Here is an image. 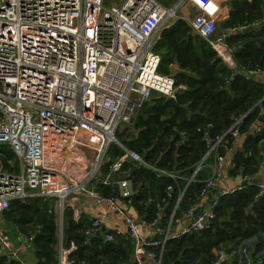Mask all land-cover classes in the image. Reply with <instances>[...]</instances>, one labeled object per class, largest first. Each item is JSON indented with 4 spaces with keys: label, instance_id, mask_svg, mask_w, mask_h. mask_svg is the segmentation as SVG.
Here are the masks:
<instances>
[{
    "label": "built area",
    "instance_id": "2783aa9c",
    "mask_svg": "<svg viewBox=\"0 0 264 264\" xmlns=\"http://www.w3.org/2000/svg\"><path fill=\"white\" fill-rule=\"evenodd\" d=\"M223 2L179 0L167 8L158 0H0V216L15 201L38 199L54 202L62 212L70 210L79 223L87 201L105 211L89 220L84 245L95 237L105 243L128 240L133 264H162L168 242L203 233L218 222L223 198L250 187L258 189L256 199L263 198L264 173L245 174L236 170L232 158L227 160L232 155L228 142L241 135L252 109L214 138L197 129L206 152L187 179L146 161L116 138L121 127H134L144 105L160 98L176 102L186 91V86H176L173 73L159 72L161 57L155 51L162 30L177 21L207 42L234 74L264 75V68L238 69L226 44L231 36L259 28L261 22L228 28L215 37L227 14ZM263 103L264 97L255 105L261 116ZM254 123L255 134H262L264 123ZM112 147L122 154L103 176ZM5 150L10 156L3 154ZM210 158L212 164L207 163ZM125 164L173 183L186 182L167 216L164 210L174 184L165 188L150 220L138 211V217L129 213L142 183L132 180ZM226 164L235 171L230 187L222 175ZM205 168L210 174L201 180L196 201L182 207L187 189L198 183ZM103 189L113 194L105 195ZM151 203L152 199L144 203L148 210ZM110 218L121 220L124 233L102 232ZM18 240L28 247L34 243V237ZM79 249L77 244L65 247L59 239L57 264H88L77 259ZM0 257L25 264L4 230ZM213 264H264V250H255L249 242L231 251L220 247Z\"/></svg>",
    "mask_w": 264,
    "mask_h": 264
},
{
    "label": "trees",
    "instance_id": "16d2710c",
    "mask_svg": "<svg viewBox=\"0 0 264 264\" xmlns=\"http://www.w3.org/2000/svg\"><path fill=\"white\" fill-rule=\"evenodd\" d=\"M232 2L239 8V2L235 0H232ZM242 3L248 8L247 12L255 15L250 24L258 22L264 17V8L260 6V4H263V0H254L252 3L244 0ZM237 14L238 10H235V7L231 9L229 18L222 23L225 29L245 24L233 22ZM189 31L185 22L177 21L162 32L155 47L156 53L161 57L160 73L166 74L165 71L162 72V67L163 64L170 63L172 54L176 55L179 61L183 60V65H193L195 69H200V59L193 60L191 56H188L191 48L188 41L192 39V31L187 36ZM181 39L186 41L183 50L180 49V44H178ZM227 42L237 44L236 50L233 51V59L240 70L248 71L264 68V28L260 29V31L248 30L244 33L235 34ZM159 47L166 49L165 55L162 56L158 52ZM204 47L205 44L200 49H204ZM207 49L210 54L215 56L210 46ZM221 67L218 64V68H215L213 63L206 70V73H199L204 77L199 82H183V84L176 79V86L183 84L187 87L186 91L176 97L178 108H174L172 102L164 98L154 99L152 104L144 105L134 121V128L141 129L140 134L133 142L124 141L125 145L144 156L146 161L156 164L161 169L178 172L179 176L187 179L206 152L205 145L201 140V134L197 132V129L202 132L209 131V135L214 138L225 132L232 125L235 117L243 115L252 109L242 129L247 131L248 126L259 117V108H255V105L262 99L264 92L255 81ZM262 137H264V132L257 135L254 142L257 143ZM231 145L232 142L229 141L228 146ZM251 152L252 156L244 160L245 166L242 163L239 164L240 160H237V156L233 160L237 162L236 167L238 170L245 174L253 175L257 168L249 167L258 165L257 161L253 159L255 147ZM3 154L6 156L8 153L4 151ZM113 154L114 157H118L122 153L114 149ZM239 157L243 159L246 155L243 153ZM249 158L252 159L248 161ZM212 162L213 158L207 161L208 164H212ZM240 165H242V169ZM128 168H131L129 164L123 166L124 170ZM131 173V178L134 182L142 183V191L134 198L133 205L148 220L152 218L157 207L156 201L153 199L149 210L144 205L149 200V190L145 186L146 181L158 186V202L165 197V188L169 184H174V192L169 200L170 205L164 210L166 216L171 212L179 191L186 184L182 180L173 183L168 178L159 177L144 169H135ZM209 174L208 168H205L199 174L198 183L192 184L187 189L182 207L185 208L196 201L197 193L201 188V180L207 178ZM102 192L105 195L113 194L110 189H103ZM257 194L258 189L250 187L244 192L223 198L220 207L217 209V219L220 225L213 226L200 234L185 236L168 242L162 258V264H211L214 262V257L211 253L214 248L228 247V245H231L230 247L233 245L237 246L248 239L253 234V230L247 227L250 224L251 217L247 216L246 211L255 202ZM140 202L142 205H139ZM19 204L24 203L15 201L11 204L10 209L12 206ZM260 205L261 202L258 201L251 208L254 213L256 211L259 214L260 218H263L264 209ZM227 214L229 215L228 218L226 217ZM86 223L85 220L75 223L70 216L67 217V229L65 231L68 237L67 240H75V244L80 248L77 253V259L88 264H133L131 261L132 247L128 240L105 243L101 237H95L90 240L89 244L84 245V231L88 226ZM54 235L53 227L48 232L42 231L40 236L34 238L33 244H35L36 240V244L42 241L45 245H53L57 242L56 235ZM257 250L260 249L257 247ZM36 256V264H57V253L53 248L46 250L44 246H40L39 250L37 248ZM0 264L18 263L5 257H0Z\"/></svg>",
    "mask_w": 264,
    "mask_h": 264
},
{
    "label": "rangeland",
    "instance_id": "374dc122",
    "mask_svg": "<svg viewBox=\"0 0 264 264\" xmlns=\"http://www.w3.org/2000/svg\"><path fill=\"white\" fill-rule=\"evenodd\" d=\"M158 1L163 6L170 8L175 4H177L179 0H158ZM235 1L239 2L240 4L239 8L236 6L235 3L232 2V0H228L230 8L233 9L235 7V10H238V14L236 18H234L235 20L233 19V22L250 24V22H252L251 20L255 18V15L247 12L248 8L245 7L242 3L244 2V0L243 1L235 0ZM255 14L257 13L255 12ZM222 23H220L219 25V30L215 36L216 38H220L223 32L226 30ZM164 30L166 29H163L162 32ZM162 32L160 33V37ZM187 34H188L187 36H189V34H191V30L187 32ZM191 38L192 39L188 41L191 47L190 54L188 56H191L193 60L200 59L199 61L200 69H195L193 65H183V60L179 61L176 55L172 54L170 63L163 64L162 72L165 71L167 74L169 72L173 73L177 77V79L180 80V83H183V82H199L200 80H203L204 77L201 76L200 74L206 73V70H208V68H210L213 63L215 68H218V64L222 66L224 69L227 68L223 64L222 60L218 59L216 54L215 56L210 54L209 50L207 49L209 48V44L207 42L206 44L204 40L198 37H194L192 34H191ZM184 40L181 39L178 43L180 44L181 50L184 49L183 48L185 46L184 44H186L185 43L186 41ZM204 44H205L204 49H200V47ZM226 44L233 51L236 50V45H237L236 43L234 44L231 42L228 43L226 42ZM158 52L163 56L166 54V49L163 47H159ZM136 132L137 131L133 127V125H125L119 129L116 138L119 140V142H124V141L133 142L138 138L135 135ZM8 155L10 156V153ZM49 210L52 211V214L49 213ZM54 211H55L54 207L52 208L47 204H45L42 200H38V199L33 201H27L24 204L14 205L7 213L0 216V231L4 230L7 234H9L11 242L15 248L20 246H24V247L27 246L19 243L18 239H24L25 241H27V239L32 237L37 238V236H40V234H42V231L48 232L49 229L52 227L55 232V235L58 236V234H56V230L58 229L59 224L57 223V219H56L57 217H55L53 213ZM37 245H40L41 247L44 246L46 250H51V248H53V250L57 251V242L54 243L53 245L51 244L45 245L43 244L42 241L36 244V240H35V244H33L32 247L34 246L33 248L35 250L34 257L36 259H37L36 256L37 248L38 250L40 249V246Z\"/></svg>",
    "mask_w": 264,
    "mask_h": 264
},
{
    "label": "crops",
    "instance_id": "0c3cea01",
    "mask_svg": "<svg viewBox=\"0 0 264 264\" xmlns=\"http://www.w3.org/2000/svg\"><path fill=\"white\" fill-rule=\"evenodd\" d=\"M246 1L248 3L254 2V0H246ZM223 6H224V10H225V12L227 14H226L225 18L221 21V23L224 22L225 20H227L229 18V15H230V12H231V8H230V5L228 3V0H224ZM260 6H261V8H264V0H263V4L262 5L260 4ZM259 22L262 23L259 28H255V27L253 28V27H251L249 30L250 31H260V29L264 28V17ZM254 23H257V22H254ZM254 23H252V24H254ZM227 41H228V39L226 40V42ZM237 68L240 69L239 67H237ZM240 75H242V74H240ZM243 76L246 77L245 75H243ZM247 78L255 81L262 88V91L264 92V75L257 76L255 78H249V77H247ZM176 79H177V77L175 76V80ZM180 85H183V84H180ZM263 97H264V95H263ZM259 102H257V103H259ZM257 120L260 123H264V116L263 115L261 116L259 114V117H258ZM255 124L256 123L250 124L248 126V128H247V131H243L242 130L241 135L232 142V145H231L232 155L229 156V158L227 160H230V158H232V160H233V159H235V156H237L238 157L237 160L238 161L240 160L239 161V164L242 163V165L245 166V161L244 160L247 159L248 157H251L252 156L251 150H253V148L255 147V152H254L253 159L255 161H257L258 165L255 166V167H249V166L248 167L249 168H253V169L254 168L255 169L257 168V170H256V172L254 174L259 173V175H261L262 172L264 173V137H262V139L259 140L257 143L254 142V139H256V136H257L255 134V132H254V127L256 126ZM140 130L141 129H136V131H137L136 132V137L139 136ZM208 133H209V131H208ZM118 142H119V140H118ZM120 143L125 148H128V146L125 145L124 142H120ZM248 147H249V149H248ZM114 149H117L118 151L121 152V150H119L116 147H112L111 148V150L109 152V155H108V162L105 164V167L102 170L103 176H104V174H107L109 165L112 162H115V160L119 157V156L118 157H114V154H113V150ZM243 153L246 155V157L242 159L239 156H241ZM251 159L252 158H249L248 161L251 160ZM226 163H228V162L226 161ZM235 164L237 166V162H235ZM242 165H240L241 166V169H242ZM130 167L131 168H128V169H131L132 172L135 171L134 168L132 167V165H130ZM236 170L237 171H240V170L237 169V167H236ZM234 173H235V171L230 170L229 167H228V164H226V166H225V168H224V170L222 172V175L224 177V181H225V184L227 185V187H230V186L233 185V176H234ZM258 179L260 180L262 178H258ZM145 186L149 190V194H148L149 195V199H153L154 201H156V207H158L157 206L159 204V202L157 201V192H158L157 191V188H158V186L156 184H153V183L151 184L148 181L145 182ZM258 201L261 202V205L260 206L263 207V209H264V197L261 198V199H256V196H255V202L251 205V207L254 206ZM43 202L45 204H47L48 206H50L52 208L53 207L55 208V211L53 213H54L55 217H57L56 218L57 219V223L59 224V227L56 230V234H58V236L56 235L57 236V250H58V246H59V239H61L63 241V244L65 246H70V244H75V240H73V239L72 240H69V241L67 240L68 237H67L66 232H65L66 229H67V217L70 216L71 219H72V221L75 222V220L73 219L72 212L70 210H66V211L62 212L60 210V208L54 204V202H49V203L46 202V201H43ZM139 205H142L141 202L139 203ZM74 206H75V201H74ZM251 207H249L248 210L246 211V213L248 214L247 216L248 217L249 216L251 217L250 224H248L247 227L250 230H253V234L248 239L244 240L243 242H245V243L246 242H249L251 244V246L255 250L258 247L262 251V250H264V216H263V218H260L259 217V214L256 211L254 213V211H253V209ZM104 211H105V208L94 209V208H92L90 206L89 202L85 201L83 203L82 207H81V213H82L81 221L85 220L87 222L86 224H89V220L90 219H94V218L99 217L100 214L102 212H104ZM128 211H129V213L131 215H134V216H137L136 215L137 214V211H138V214H140L139 213V210L134 205H133V207L131 209H128ZM49 213L52 214V211L49 210ZM226 217L228 218L229 215L227 214ZM218 225H220V222L219 221H218ZM103 228L106 231H110V232L118 231V232L124 233V226H123L121 220L118 219V218H110L108 220V222H106L104 224V227ZM230 246L228 245V247H224V248L227 251H228V249L231 251V250L235 249L236 247H238V245L237 246H234L233 245L232 247H230ZM16 248L19 249V253L21 255L22 260L25 262V264H36L37 263V259L34 257L35 250L33 249V247L20 246V247H16ZM216 249L217 248H214L212 250V252H211L212 253V256L214 258H215V251H216ZM56 253H57V251H56ZM230 260H233L234 261V258L229 259V262H230ZM235 260H236V258H235Z\"/></svg>",
    "mask_w": 264,
    "mask_h": 264
},
{
    "label": "water",
    "instance_id": "95a60500",
    "mask_svg": "<svg viewBox=\"0 0 264 264\" xmlns=\"http://www.w3.org/2000/svg\"><path fill=\"white\" fill-rule=\"evenodd\" d=\"M171 102H172V104L174 105V108H178V105H177V103H176L175 101L171 100ZM213 224H214L215 226H217V225H218V222L215 221ZM104 231H105V229L102 228V232H104Z\"/></svg>",
    "mask_w": 264,
    "mask_h": 264
}]
</instances>
